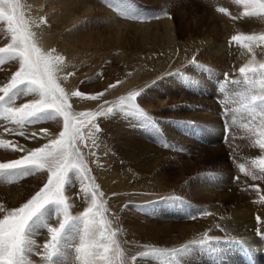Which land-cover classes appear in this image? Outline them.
Here are the masks:
<instances>
[{
	"label": "rangeland",
	"instance_id": "rangeland-1",
	"mask_svg": "<svg viewBox=\"0 0 264 264\" xmlns=\"http://www.w3.org/2000/svg\"><path fill=\"white\" fill-rule=\"evenodd\" d=\"M24 1L28 3L30 12L34 11V6H31L33 1L35 4L40 3L43 23L55 37L52 45L55 51L52 53L51 50V53L64 57L61 65L64 67L59 71L58 77L66 92L80 90L95 93L103 91L109 84L123 82L105 93L104 99L108 101L106 106L102 99L96 103L93 101L94 104L90 107L85 105L76 110L74 98H70L75 113L95 110L101 103L105 109L115 107L119 104L120 96L144 88L137 103L159 125L160 131L156 132L144 127L142 119L135 114L114 111L101 121L102 134L93 133L91 127L84 129L86 140L81 144L82 159L91 169L89 175L95 177L94 183L100 186L98 192L103 193L97 197L102 205L100 211L108 221L107 227L116 230L115 239L125 264L128 259V264H154L151 261L154 258L139 255L152 248L172 249L205 236L220 237L217 231L222 226L217 224L211 228L203 221L205 213H209L206 212L208 206L215 205L220 200L221 193L211 196L200 185L204 182L202 180L210 181L213 177H220L217 174L239 178L233 179L235 183L233 181L231 186L234 190L228 185L223 192L225 199H232L227 202L238 200L240 203L235 201L234 204L242 205V208L239 207V215H242L238 216L236 222L247 226L256 224L259 223L256 220L258 215L264 221V203L260 204L261 197L264 196V178L253 179V176L264 177V172L255 163L264 158V149L258 146V140L261 139L258 133L260 118L253 120L247 112L235 111L239 107L237 93L244 88H233L232 85L235 84L230 81L242 76L239 68L235 69L236 59H233L235 61L231 62L232 65L225 63L219 51L217 52L220 44L225 41L222 29L226 16L245 10V5L240 0H21L27 19ZM220 8L227 11L220 12ZM167 17L173 22V41L166 36ZM232 27L233 31L237 30L236 24H232ZM11 42V32L7 29L6 22L0 21V47ZM193 57L198 63L212 69V72L189 64ZM17 68V60L5 59L0 65V87L8 82ZM177 69L180 70L179 75H168L175 73ZM224 73L229 74L228 81L224 82L221 90ZM62 80L66 82L63 84ZM37 98L38 94H22L15 105ZM224 107L231 111L224 113ZM0 120V140H11L26 149L38 147L46 141L25 139L18 135L20 131H25L28 135L47 128L52 133H58L62 126L61 117L54 121L26 125L24 128L5 122L2 112ZM57 121L60 123L57 124ZM4 127L12 128L13 132L5 133ZM225 127L229 131L227 136ZM166 143L171 147H165ZM211 149H214V156L216 154L215 158L223 163V167L218 165L220 161L209 159V154H213ZM25 154L26 152L0 148V163L18 159ZM241 164L244 165L243 171L240 169ZM190 174H200L204 179L201 178L200 183L197 180L195 182L194 175ZM211 174L216 175L209 176ZM143 175L145 178L141 177ZM149 175L153 180H147ZM46 177L47 173L44 171L16 178L0 174V205L6 209L20 206L43 186ZM70 177L71 183L66 186V195L71 205V215H78L90 204V199L76 196V192L82 189V181L76 172L70 173ZM216 179L217 177L213 178V181ZM157 181L160 183L157 184ZM153 183L176 194L177 206L180 207L178 209H183L181 214H185V217L178 220L176 228L165 230L164 235L151 230L153 234L145 236L148 229H153L147 221L143 223L145 220L142 216L143 207H146L149 199L155 200L157 190ZM147 192L149 193L146 194ZM168 204L172 206L171 202ZM192 206L199 208L191 211ZM47 215L49 223L55 225V209L50 208ZM227 220L224 223L230 225L231 222ZM155 235L160 239V244L143 242V239L148 240L147 236ZM78 236V231L70 228L61 248L63 255L53 259L64 264H79L74 249ZM33 239L37 245H41L48 239V233L43 228L37 229ZM219 242H222L219 243L220 247L225 245L224 240ZM143 244H147L148 248L141 249ZM225 247L233 251V246ZM36 250L29 254V259L34 264H45L41 256L35 255ZM201 252L205 254L207 251ZM132 256H136V260H132Z\"/></svg>",
	"mask_w": 264,
	"mask_h": 264
},
{
	"label": "snow or ice",
	"instance_id": "snow-or-ice-1",
	"mask_svg": "<svg viewBox=\"0 0 264 264\" xmlns=\"http://www.w3.org/2000/svg\"><path fill=\"white\" fill-rule=\"evenodd\" d=\"M240 2L245 5V16H264V0H240ZM219 11L226 12L227 9L220 8ZM135 18L139 19V17ZM0 21L6 22L12 40L5 47H0V65L5 59L18 61L17 70L8 82L0 87V112L4 120L24 128L26 125H36L41 121L62 118L61 130L58 133H52L47 128H41L39 132L28 135L25 131L18 133L25 139L46 141L38 147L26 149L11 140H0V148L11 149L13 152H26L18 159L0 163V174L16 178L32 175L37 171L47 173L43 186L20 206L6 209L0 205V213H3L0 217V264H34V261L29 259V254L36 249L40 250H36L35 255L41 256L45 264H56L53 258L63 255L61 248L70 228L77 230L79 234L78 243L74 245L76 260L79 264H125L115 239L116 230H110L107 227L108 221L105 220L104 213L100 211L102 205L97 197L103 193L98 192L100 186L94 183L95 177L89 175L91 169L82 159L81 144L86 140L84 129L91 127L93 133L102 134L101 121L114 111L133 113L142 119L144 127L159 132L160 128L155 119L137 103L138 97L142 96L145 89L129 91L126 96H120L119 104L115 107L105 109L103 106H98L95 110L81 111L77 114L73 110L70 98L100 101L105 97V93L123 82L109 84L103 91L95 93H85L80 90L66 92L58 77L64 57L45 52L38 45L36 33L32 31V25L25 18L21 0H0ZM231 41L242 43L251 51L250 42L264 41V35H233ZM245 41L249 43H244ZM188 63L212 72V69L198 63L195 57ZM238 71L242 79L230 82L246 87L237 93L239 107L235 111L247 112L253 120L260 118L258 133L261 139L258 140V146L264 149V62L246 63ZM179 74V69L175 73H168V75ZM223 75L221 90H223L224 82L228 81L229 74ZM28 93L38 94L39 98L30 99L16 106L17 98ZM103 103L106 105L108 101L104 99ZM222 111L227 114L231 109L224 107ZM59 123L57 121V124ZM181 123L192 122L181 121ZM4 132L11 134L13 129L4 127ZM227 133L228 128L225 127L226 136ZM165 147H171V145L166 143ZM255 163L261 172H264V158L258 159ZM240 169L243 171L244 165L241 164ZM73 172L79 175L83 185L82 189L76 192V196H86L90 199V204L78 215H71V205L66 195V186L71 183L70 173ZM262 178L264 177L253 176V179ZM233 179L239 178L233 177ZM113 195L115 196L116 193ZM260 202L264 203V196L261 197ZM50 208H54L56 212L55 225L48 220L47 214ZM256 220L264 224L259 215ZM40 228L47 231L48 239L43 244L37 245L33 236ZM257 235L264 240V230L257 229ZM221 240H224L226 245L239 247L245 253L252 251L251 245L243 239L205 236L199 240L189 241L179 248H152L140 252L139 255L141 257H184L193 252V246L199 247L201 251L218 253L222 251L219 247ZM214 241L217 242L215 245ZM131 259L136 260V256H132ZM166 264H171V261H167ZM176 264H181L180 260L177 259Z\"/></svg>",
	"mask_w": 264,
	"mask_h": 264
},
{
	"label": "bare ground",
	"instance_id": "bare-ground-1",
	"mask_svg": "<svg viewBox=\"0 0 264 264\" xmlns=\"http://www.w3.org/2000/svg\"><path fill=\"white\" fill-rule=\"evenodd\" d=\"M34 2L35 1H33L32 2L33 5H31L32 7L34 6V11L33 12H30L29 11L28 3L25 2V5H26V7H25L26 10L25 11L27 12V20L32 25V31L36 33L38 45L45 52H51V50L52 51L54 50L52 48L53 47L52 46L53 45V37H54L53 32L51 31V29L49 30L48 27L45 26V23H43V19H42L43 17L41 18V14L42 13H41L40 6H39L40 3L38 2V3L35 4ZM30 4H31V2H30ZM243 5H241V6H243ZM52 9L50 8V10H52ZM244 12H245V10L241 9L240 11H238L237 14H233V15H230L229 14L228 16H226V19L224 20L225 25H224V27L222 29V35H223V37L225 36V39H224L225 41L222 42V44H220V47L217 50V52L219 51V55L222 57V59L224 58V62L225 63H231L232 61H235L233 59H236L237 60V62L234 63L235 69H238L241 66H243L244 64L249 63V62H252L254 64H259L261 62H264V41H253V42H250L251 43V48H252L251 51H249L247 48H245L243 46V44H240V43L231 41V37L233 35L243 34L245 36L246 35L247 36L248 35H256V36L259 35L260 36V34H263L264 33V16H252V17H248V16H245L244 15ZM46 14H48V13H46ZM50 17H52V16H50ZM166 20H167L166 21L167 23H165L167 25V35L166 36L168 37V39L170 41H173V40H175L174 33H173V22H172V20L169 17H167ZM164 22H165V20H164ZM232 24H236L237 25V30L233 31L234 29L232 27ZM143 34H146V33H143ZM54 39H55V37H54ZM230 41H231V43H230ZM246 43H249V42L246 41ZM52 53H54V52H52ZM212 55H214V53ZM261 58L263 60H261ZM231 65H232V63H231ZM63 67L64 66H60V68H63ZM239 79H242V78H239ZM66 80H62V83L64 84L66 82ZM65 86H66V84H65ZM126 86H128L127 83H126ZM232 87L233 88H236V89L237 88L238 89H243L246 86H243L241 84H235V85H232ZM125 88H127V87H125ZM103 100H104V98H103ZM73 103H74V107L76 108V110L78 108H84L85 105L88 106V107H90V106H92L94 104L93 101H89L87 99H77V98H74ZM102 104L103 103H101V105ZM104 106H106V105H104ZM127 115H128V113H127ZM128 117H129V115H128ZM134 121H136V119ZM0 124H1V120H0ZM12 127H14V126H12ZM211 153H213V154H209L210 155L209 156V159L213 161V160L216 159L215 157H217V156H216V154L214 156V149H211ZM216 160H218V159H216ZM218 161H220V160H218ZM218 165L221 166V167H223V163L221 161H220V163ZM193 175L194 174H190V176H193ZM212 175H216V174H211L209 176H212ZM217 175H220V177L216 176L217 179H218V180L216 179V181H213V178H216V177H213L212 180L209 181V180H206V179L205 180H202V179H204V177L202 178V175L200 176V174L194 175L195 182H196V180L198 181V183H200L199 181H201V180L204 181L203 184H200V185L202 186L201 189L206 190V194H209V195L213 196V195H215V193L217 195H218V193H219V195L221 193V196L219 197L220 200L217 201L218 204L217 203H215V205L210 204L211 206L209 205L208 206V209L206 210V212L208 211L209 213L206 214L204 212L205 215H204V221L203 222H205L207 224V226L208 225L211 226V228H213L217 224H219V226H222L221 229H219L218 231L216 230L220 237H224V238H227V237H235L237 239H245V241H247L251 245L252 249L259 256V258L260 259H263V263H264V258L262 257V254H261V249H262L261 246H263L264 240H261L260 237L257 235V229L264 230V224H262V223H256V224L255 223H251L250 225L247 226V224L246 225H241V224H239L240 222L239 223L236 222V219L238 218V216H241L242 215V214L239 215L240 214V208L239 207H241L242 205L240 206L239 204H236V203L234 204V202L235 201H238V200H235L233 202H227L229 200L232 201L231 197L225 199V197L223 195L224 189L227 188L228 185L231 188L232 187L231 185H233V181L234 180H233L232 177H227V174H217ZM141 177H144L145 178L144 175L141 176ZM146 178H148L147 180H153L152 178H150V175L148 177H146ZM159 183H160V181H157V184H159ZM234 183H235V181H234ZM153 184L156 186V183H153ZM237 185H240V184H237ZM148 188H150L149 185H148ZM209 188L212 189V190H209ZM231 189L234 190L233 187ZM12 190H10V191H12ZM14 190H15V188H14ZM156 190H157L156 196L154 197L155 200H152V198H150L151 200L149 199L148 204H146V207H143V214H142V216H143V218L145 220V222H143V223H146V221H147L148 225H150V228L153 227V229H148L145 232V236L146 235L153 234V231H156V232L161 233V234L163 233V235H164V233H166L165 230H170L171 228H176V226H178L176 224L178 222V220H180V219H182V218L185 217V214H181V213H183V211H181L183 209L182 208L181 209H178L180 207L177 206L178 201H177V199H175L177 197L176 194H172L170 192L171 191L170 189L167 190L165 188H159L157 186H156ZM261 190H262V188H261ZM19 191H21V190H19ZM14 192H18V191H14ZM148 193L149 192H147L146 194H148ZM262 194L264 195V193H262ZM7 197H8V195H7ZM12 198H14V197H12ZM164 198H173V199L167 200V199H164ZM5 199H7V198H5ZM84 199H86V198H84ZM244 200H245V198H244ZM2 201H4V200H2ZM14 201H18V200H14ZM168 202H171L172 203V206L169 205ZM225 202H227V203H225ZM241 202H242V200H241ZM246 202H248V201H246ZM243 203H244V201H243ZM257 203H254V204H257ZM10 204H11V202H10ZM197 204L200 206L199 203H197ZM260 204H261V202H260ZM199 206H192L190 209H191V211H193V210L198 209ZM252 207H254V205ZM199 210L201 211V209H199ZM242 211H244V209ZM197 212H199V211L197 210ZM199 216H201V215H199ZM0 217H2V216H0ZM195 217H196V215H195ZM218 219H221V220L218 221ZM225 220L230 221L231 222L230 225H227L226 223H224ZM235 222H236V224H235ZM192 224H194V223H192ZM200 224H203L202 221H200ZM196 225H197V223H196ZM163 227H165V228L163 229ZM203 228L204 227H202L201 229H203ZM194 229H196V228H194ZM151 230H153V231H151ZM149 231H151V232H149ZM194 231H196V233H197V230H194ZM210 233H213V232H210ZM186 234H188V233H186ZM190 234H192V233H190ZM215 234H216V232H215ZM199 236H201V235H199ZM180 237H181V235H180ZM146 238H148V240L143 239V242L144 243H156V244H160V243H158V242H160V239L157 238L156 235L155 236H147ZM171 238H173V237H171ZM196 238H194V239H196ZM175 239H176V236H175ZM219 243L222 244V242H219ZM225 245H223L221 247L219 245V247L222 249V251H220L219 253H214V254L208 253V254H206L207 252H205V254H203L200 250H198L197 247H194L193 246L194 247V250L188 256L176 257V258H172L171 256L152 257L154 259L151 260V261L154 264H166L167 261H171V264H176V260L177 259L180 260L181 264H217L218 261H219V264H243V262H242V260L240 258V255H239V251H240L239 247L233 246V251L231 252V251L228 250L229 246L227 248V247H225ZM235 247H237V250L235 249ZM129 248L130 247L128 246V249ZM144 248H148V245L147 244H143L141 246V249H144ZM177 248H179V246ZM128 257H126V260L128 259ZM128 260H127V263L126 264H128ZM56 264H64V262H57L56 261Z\"/></svg>",
	"mask_w": 264,
	"mask_h": 264
}]
</instances>
